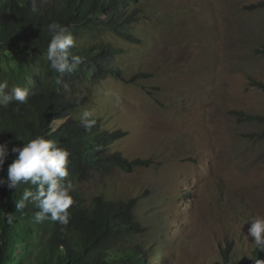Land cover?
Instances as JSON below:
<instances>
[{"label": "rangeland", "instance_id": "rangeland-1", "mask_svg": "<svg viewBox=\"0 0 264 264\" xmlns=\"http://www.w3.org/2000/svg\"><path fill=\"white\" fill-rule=\"evenodd\" d=\"M261 1L138 0L126 12L139 41L106 31L96 42L111 45L128 79L140 77L109 75L67 90L72 100L87 99L75 116L88 110L103 128L128 131L114 149L153 162L78 183L89 201L138 199L145 234L137 239L151 248L148 264H223L224 251L235 260L253 247L248 228L264 215V124L232 112L264 116V91L255 85L264 84ZM93 41L86 36L80 46Z\"/></svg>", "mask_w": 264, "mask_h": 264}, {"label": "trees", "instance_id": "trees-1", "mask_svg": "<svg viewBox=\"0 0 264 264\" xmlns=\"http://www.w3.org/2000/svg\"><path fill=\"white\" fill-rule=\"evenodd\" d=\"M137 4L138 0H0V83L8 84L5 92L12 87L10 84L30 92L27 104L12 102L7 107L0 106V143H6L9 149L0 176L6 178L7 165L16 155L11 152L14 145L22 146L38 135L65 142L68 147L64 149L69 152V175L63 183L71 182L70 195L74 201L68 209L67 226L50 218L36 223L34 215L39 209L32 203L20 211L16 208L23 191H35V186L18 184L11 189L6 184L0 186V264H147L146 250L134 244L131 236V232L137 233L139 228L129 230L138 223L134 200L96 195L89 201L78 190V183L88 179L92 171L109 172L110 163L115 159L104 155L107 144L102 137L117 136L121 130L105 129L102 120L94 117L96 124L91 130L95 135L91 137L73 115H63L75 113L87 99L81 98L75 104L68 98L63 84L68 79L72 81L78 73L61 75L50 69L45 58L50 40L47 25L57 21L68 26L76 38L71 52L88 62L81 70L95 63L105 70L114 49L96 40L109 31L130 42L139 41L130 31L132 17L126 12L129 6ZM258 6H264V0ZM86 36L95 41L80 46L81 39ZM6 64L8 71L4 70ZM35 64L40 73L34 74L35 82L30 83L27 80L32 79L31 69ZM255 85L264 91L263 83ZM44 98H47L46 109L41 103ZM57 119L66 121L53 130L52 123ZM257 120L264 122V117ZM62 129L65 131L61 132ZM77 132L85 141L75 138ZM17 134L24 142L16 139ZM79 142L86 143L81 146ZM139 163L142 162L137 160ZM110 211H113L112 221L103 217ZM251 248L241 261L231 260L229 250L224 251L223 264H255V260H264V249Z\"/></svg>", "mask_w": 264, "mask_h": 264}, {"label": "clouds", "instance_id": "clouds-1", "mask_svg": "<svg viewBox=\"0 0 264 264\" xmlns=\"http://www.w3.org/2000/svg\"><path fill=\"white\" fill-rule=\"evenodd\" d=\"M134 6V5H132ZM263 7V6H262ZM133 20L130 19L132 24ZM47 31L50 35L48 42L47 51L45 58L51 70L63 75L64 73L76 72L78 75L71 80L68 79L67 83L63 84L65 92H70V88L74 89V82L80 81L84 84L94 83L98 84L101 80L109 77L111 72H115L114 78L117 81H125L126 83H134L140 77V74L133 75L128 79L123 70L115 64V61L110 59L107 67L103 70L99 65L95 63L94 66L88 67L86 70L83 68L87 66L88 62H83V58L80 55L73 54L71 49L75 47V40L70 32V29L66 25H62L57 21H52L47 25ZM143 74V73H142ZM147 77V74H143ZM128 79V80H126ZM57 83H61L57 80ZM8 88L6 82L0 83V106L7 107L12 102L17 104H27L30 96V92L27 88L20 86H13L7 92L5 89ZM60 89V88H58ZM81 97H76L72 101L77 104ZM117 103L120 102V97H116ZM42 105L47 108V98L41 100ZM19 111V108L16 109ZM54 110V108H53ZM233 114L237 116L239 122H261L258 121V117H264L259 114H248L244 111H233ZM75 113L63 114L73 115L75 119L81 122L82 127L89 132L90 136L93 137L94 131L91 130L96 124V119L93 117L91 111L85 110L81 116H75ZM65 131L64 129L61 132ZM50 135V133H49ZM128 135V131L121 129L117 136L102 137V141L107 144L105 156L114 157L110 165L111 168L108 173L101 174L98 171H92L88 179L82 182L88 181L95 173L102 176H109L114 171H122L124 173H133L137 169L148 168L151 166L152 160L145 158H133L125 156L121 151L114 149V144L123 139ZM76 139H83L80 133L74 134ZM16 139L23 141L24 138L20 135H16ZM82 141H85L83 139ZM83 146L86 142H79ZM68 147L65 142H59L57 140H51L45 138L43 135H38L34 138L28 139L23 145H14L11 149L12 153H15L14 160L7 165L6 178L0 176V186L5 184L9 189L16 187L18 184H31L35 186V191L25 189L22 193V197L16 202V208L18 211L24 209L28 203H32L36 208L39 209L34 215V221L36 223H42L46 219H51L60 225L67 226L70 221V213L68 209L73 205V197L70 195L72 190L71 182L67 184L63 181L68 177L69 170V152L64 149ZM9 155V149L6 143H0V171L4 170L5 161ZM137 160L142 163L137 164ZM108 199H112L107 197ZM118 200V199H114ZM124 201L134 200L135 204H138V199H121ZM137 209V208H136ZM134 209L137 224L132 226L129 230H133L138 227L137 233L131 232V236L134 237V244H137L140 248L146 250V254L151 248H144L142 242L137 239L138 236L145 234V227L139 220L138 215ZM110 211L107 215L103 216L106 220H111ZM12 219L11 216L8 217ZM248 236L253 238L252 245L261 250L264 249V215H254L250 227L248 228ZM247 236V237H248ZM252 248L246 254H243L241 258L235 259V261H241ZM229 252V251H228ZM147 260V257H146ZM148 264V262H147ZM255 264H264V260H255Z\"/></svg>", "mask_w": 264, "mask_h": 264}, {"label": "bare ground", "instance_id": "bare-ground-1", "mask_svg": "<svg viewBox=\"0 0 264 264\" xmlns=\"http://www.w3.org/2000/svg\"><path fill=\"white\" fill-rule=\"evenodd\" d=\"M82 106H83V105H82ZM93 117H97V118L102 119L101 116H97V115H93ZM57 121H60V124H59V126H58L56 129H53V127H52L53 130H57V129L60 127V125L63 124V123L66 121V119H57V120H55L53 123H55V122H57ZM101 122H102V121H101ZM53 123H52V126H53ZM115 130H116V129H115ZM117 130H121V128H118Z\"/></svg>", "mask_w": 264, "mask_h": 264}]
</instances>
